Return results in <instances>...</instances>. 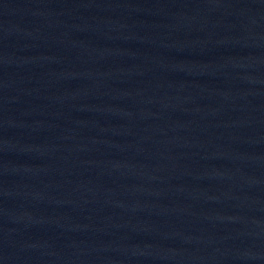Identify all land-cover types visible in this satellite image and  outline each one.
Instances as JSON below:
<instances>
[{"label":"water","instance_id":"water-1","mask_svg":"<svg viewBox=\"0 0 264 264\" xmlns=\"http://www.w3.org/2000/svg\"><path fill=\"white\" fill-rule=\"evenodd\" d=\"M0 264H264V0H0Z\"/></svg>","mask_w":264,"mask_h":264}]
</instances>
